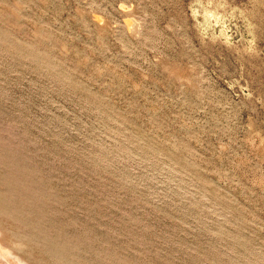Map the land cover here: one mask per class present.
<instances>
[{"label":"rangeland","instance_id":"374dc122","mask_svg":"<svg viewBox=\"0 0 264 264\" xmlns=\"http://www.w3.org/2000/svg\"><path fill=\"white\" fill-rule=\"evenodd\" d=\"M0 264H264V0H0Z\"/></svg>","mask_w":264,"mask_h":264}]
</instances>
